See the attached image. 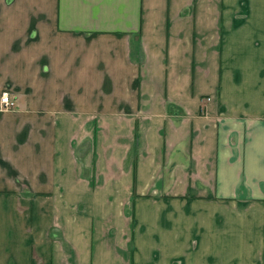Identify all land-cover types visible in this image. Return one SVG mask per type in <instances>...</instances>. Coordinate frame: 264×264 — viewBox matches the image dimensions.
<instances>
[{
  "label": "crops",
  "instance_id": "obj_1",
  "mask_svg": "<svg viewBox=\"0 0 264 264\" xmlns=\"http://www.w3.org/2000/svg\"><path fill=\"white\" fill-rule=\"evenodd\" d=\"M263 0H0V264H264Z\"/></svg>",
  "mask_w": 264,
  "mask_h": 264
},
{
  "label": "built area",
  "instance_id": "obj_2",
  "mask_svg": "<svg viewBox=\"0 0 264 264\" xmlns=\"http://www.w3.org/2000/svg\"><path fill=\"white\" fill-rule=\"evenodd\" d=\"M1 106L3 109H12L16 106L15 99L10 95L8 91H5L0 98Z\"/></svg>",
  "mask_w": 264,
  "mask_h": 264
},
{
  "label": "rangeland",
  "instance_id": "obj_3",
  "mask_svg": "<svg viewBox=\"0 0 264 264\" xmlns=\"http://www.w3.org/2000/svg\"><path fill=\"white\" fill-rule=\"evenodd\" d=\"M262 3H264V0ZM256 10H257V15H264V7L257 8Z\"/></svg>",
  "mask_w": 264,
  "mask_h": 264
}]
</instances>
